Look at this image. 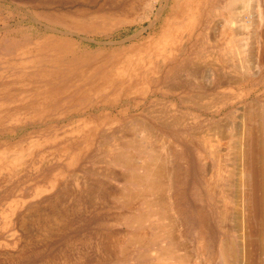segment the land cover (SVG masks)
<instances>
[{"label": "rangeland", "instance_id": "obj_1", "mask_svg": "<svg viewBox=\"0 0 264 264\" xmlns=\"http://www.w3.org/2000/svg\"><path fill=\"white\" fill-rule=\"evenodd\" d=\"M185 1L0 0V264H264V0Z\"/></svg>", "mask_w": 264, "mask_h": 264}, {"label": "bare ground", "instance_id": "obj_2", "mask_svg": "<svg viewBox=\"0 0 264 264\" xmlns=\"http://www.w3.org/2000/svg\"><path fill=\"white\" fill-rule=\"evenodd\" d=\"M171 1H173V0H170V2H171ZM176 1H177V0H175V2H176ZM178 1H179V0H178ZM181 1H182V0H181ZM195 1H196V0H195ZM206 1H207V0H206ZM213 1H214V0H213ZM227 1H228V0H227ZM243 1H244V0H243ZM248 1H249L248 3H251L250 0H248ZM175 2H174V4H175ZM184 2L186 3L187 1L184 0ZM198 2H199V1H198ZM229 2H230V1H229ZM232 2H233V1H232ZM165 3H166V2H165ZM185 3H184V4H185ZM189 3H190V2H189ZM191 3H193V2H191ZM180 4H182V3H180ZM216 4H217V3H216ZM231 4H232V3H231ZM166 5H167V4H166ZM178 5H179V4H178ZM182 5H183V4H182ZM195 5H196V4H195ZM224 5H226V4H224ZM169 6H170V5H169ZM226 6H227V5H226ZM229 6H231V5H229ZM233 6H234V5H233ZM233 6H232V7H233ZM239 6H240V5H239ZM243 6H244V5H243ZM162 7H165V5H163ZM179 7H180V5H179ZM187 7H188V6H187ZM211 7H212V6H211ZM215 7H216V6H215ZM219 7H220V6H219ZM219 7H218L217 9H219ZM241 7H242V6H241ZM246 7H247V6H246ZM183 8H184V7H183ZM196 8H197V7H196ZM203 8H204V6H203ZM207 8H208V7H207ZM161 9H162V8H161ZM168 9H169V8H168ZM185 9H186V8H185ZM185 9H184V10H185ZM193 9H194V8H193ZM201 9H202V8H201ZM214 9H215V8H214ZM217 9H216L215 11H217ZM229 9H230V8H229ZM246 9H247V8H246ZM171 10H172V9H171ZM178 10H179V8H178ZM181 10H182V9H181ZM188 10H189V9H188ZM194 10H195V9H194ZM199 10H200V9H199ZM219 10H220V9H219ZM225 10H226V9H225ZM225 10H224V11H225ZM237 10H238V9H237ZM175 11H176V10H175ZM200 11H201V10H200ZM221 11H222V9H221ZM228 11H229V10H228ZM131 12H132V11H131ZM186 12H187V11H186ZM190 12H191V11L189 10L188 13L190 14ZM197 12H198V11H197ZM213 12H214V11H213ZM172 13H173V12H172ZM178 13H179V12H178ZM183 13H184V12H183ZM188 13H187V14L184 13V14L188 15ZM207 13H208V11H207ZM207 13H206V14H207ZM231 13H232V11H231ZM246 13H247V12H246ZM158 14H160V13H158ZM170 14H171V12H170ZM196 14H199V13H196ZM216 14H217V13H216ZM218 14H219V13H218ZM247 14H248V13H247ZM199 15H200V14H199ZM201 15H202V14H201ZM226 15H228V14H226ZM231 15H232V14H231ZM231 15H230V16H231ZM233 15H234V14H233ZM250 15H251V14H250ZM173 16H174V15H173ZM183 16H184V15H183ZM194 16H195V15H194ZM194 16H193V17H194ZM222 16H223V15H222ZM155 17H156V15H155ZM155 17H154V18H155ZM166 17H167V16H166ZM196 17L199 18V16H196ZM201 17H202V16H201ZM223 17H224V16H223ZM226 17H227V16H226ZM154 18H153V19H154ZM157 18H158V17H157ZM171 18H172V17H171ZM178 18H179V17H178ZM180 18H181V17H180ZM183 18H184V17H183ZM191 18H192V16H191ZM198 18H196V19H198ZM212 18H213V17H212ZM230 18H231V17H230ZM232 18H233V16H232ZM189 19H190V17H189ZM193 19H195V18H193ZM196 19H195V20H196ZM200 19H201V18H200ZM202 19H203V18H202ZM248 19H249V18H248ZM168 20H170L169 22H171V19H170V18H169ZM168 20H167V21H168ZM174 20H175V19H174ZM174 20H173V21H174ZM195 20H194V21H195ZM218 20H219V19H218ZM221 20H222V19H221ZM223 20H224V19H223ZM234 20H235V18H234ZM237 20H238V19H236V21H237ZM155 21H156V19H154V22H155ZM175 21H176V20H175ZM184 21H185V20H184ZM187 21H189V20H187ZM200 21H201V20H200ZM215 21H217V20H215ZM229 21H230V20H229ZM154 22H151V23H150L151 26H153L152 24H153ZM162 23H163V22H162ZM175 23H176V22H175ZM185 23H186V22H185ZM185 23H184V24H185ZM192 23L194 24V22H192ZM195 23H196V22H195ZM207 23H208V22H207ZM212 23H213V22H212ZM150 24H149V26H150ZM169 24H172V23H169ZM169 24H167V25H169ZM173 24H174V23H173ZM177 24H178V23H177ZM184 24H183V25H184ZM199 24H200V23H199ZM220 24H221V23H220ZM220 24H219V25H220ZM228 24H229V23H228ZM231 24H232V23H231ZM234 24H235V23H234ZM167 25H166V26H167ZM189 25H191V23H190ZM161 26H162V25H161ZM169 26H170V25H169ZM184 26H185V25H184ZM201 26H202V25H201ZM210 26H211V24H210ZM234 26H235V25H234ZM234 26L232 25V27H234ZM236 26H237V25H236ZM239 26H241V25H239ZM242 26H243V25H242ZM180 27H181V26H180ZM180 27H179V28H180ZM182 27H183V26H182ZM199 27H200V26H199ZM199 27H197V28H199ZM162 28H163V27H162ZM164 28H166V27H164ZM177 28H178V27H177ZM185 28H186V27H185ZM185 28H184V29H185ZM225 28H226V27H225ZM170 29H171V27H170ZM160 30H161V29H160ZM194 30H195V28H194ZM212 30H213V29H212ZM232 30H233V29H232ZM241 30H242V29H241ZM166 31H167V29H166ZM179 31H180V29H179ZM187 31H188V30H187ZM201 31H202V30H201ZM203 31H204L203 33L206 32L205 30H203ZM226 31H228V30L226 29ZM229 31H230V30H229ZM235 31H236V33H237V34H236L237 36L241 34V32H239L238 30L235 29ZM174 32H175V31H174ZM194 32H195V31H194ZM207 32H208V31H207ZM207 32H206V33H207ZM171 33H172V32H171ZM171 33H170V35H171ZM222 33H223V32H222ZM227 33H228V32H227ZM167 34H168V33H167ZM174 34H175V33H174ZM179 34H181V33H179ZM179 34H176V35H179ZM216 34H217V33H216ZM231 34H232V33H231ZM159 35H160V34H159ZM181 35H182V34H181ZM183 35H184V34H183ZM208 35H209V33H208ZM213 35H214V33H213ZM213 35H212V36H213ZM236 35H235V37H237ZM204 36H205V35H204ZM232 36H233V35H232ZM152 37H153V36H152ZM157 37H158V36H156L155 38H157ZM166 37H167V36H166ZM219 37H220V36H219ZM238 37H239V36H238ZM161 38H162V37H161ZM184 38H185V37H184ZM188 38H189V37H188ZM198 38H199V37H198ZM198 38H197V39H198ZM205 38H206V37H205ZM227 38H228V37H227ZM239 38H240V37H239ZM159 39H160V38H159ZM167 39H168V37H167ZM167 39H166V40H167ZM182 39H183V38H182ZM182 39H181V40H182ZM197 39H196V40H197ZM232 39H233V38H232ZM237 39H238V38H237ZM145 40H146V39H145ZM145 40H144V43L146 42ZM156 40H157V39H156ZM185 40H186V39H185ZM199 40H200V39H199ZM214 40H215V39H214ZM220 40H221V39H220ZM239 40H240V39H239ZM151 41H152V38H151ZM154 41H155V40H154ZM217 41H219V40H217ZM222 41H223V40H222ZM156 42H157V41H156ZM166 42H167V41H166ZM184 42H185V41H184ZM187 42H188V40H187ZM219 42H220V41H219ZM228 42H229V41H228ZM151 43H154V42H151ZM191 43H192V42H191ZM194 43H195V42H194ZM210 43H211V42H210ZM217 43H218V42H217ZM232 43H233V42H232ZM235 43H236V42H235ZM237 43H238V42H237ZM149 44H150V43H149ZM198 44H200V43H198ZM218 44H219V43H218ZM218 44H217V45H218ZM227 44H228V43H227ZM143 45H144V44H143ZM147 45H148V44H147ZM150 45H151V44H150ZM150 45H149V47H150ZM162 45H163V44H162ZM164 45H165V43H164ZM170 45H171V44H170ZM181 45H182V44H181ZM183 45H184V47H185V44H183ZM188 45H189V44H188ZM195 45H196V44H195ZM228 45H229V44H228ZM238 45H239V44H238ZM145 46H146V45H145ZM154 46H156V45H154ZM160 46H161V45H160ZM160 46H159V47H160ZM191 46H192V45H191ZM210 46H211V45H210ZM215 46H216V45H215ZM140 47H141V46H140ZM146 47H147V46H146ZM156 47H157V46H156ZM161 47H162V46H161ZM170 47H171V46H170ZM176 47H177V46H176ZM195 47H196V46H195ZM200 47H201V45H200ZM232 47H233V46H232ZM236 47L238 48V46H236ZM171 48H172V47H171ZM192 48H193V47H192ZM203 48H204V47H203ZM237 48H236V49H237ZM148 49H149V48H148ZM159 49H160V48H159ZM159 49H158V50H159ZM166 49H167V48H166ZM186 49H187V48H186ZM190 49H191V47H190ZM149 50H150V49H149ZM169 50H170V49H169ZM200 50H201V49H200ZM230 50H231V49H230ZM135 51H136V50H135ZM135 51H133V52H135ZM137 51H138V50H137ZM137 51H136V52H137ZM172 51H173V50H172ZM189 51H190V50H189ZM192 51H193V50H192ZM196 51H198V50H196ZM240 51H241V50H240ZM136 52H135V53H136ZM148 52H149V51H148ZM150 52H151V51H150ZM150 52H149V53H150ZM173 52H174V51H173ZM234 52H235V51H234ZM144 53H145V51H144ZM161 53H162V52H161ZM187 53H188V52H187ZM182 54H183V53H182ZM185 54H186V53H185ZM188 54H189V53H188ZM230 54H231V53H230ZM237 54H238V53H237ZM132 55H133V54H132ZM134 55H135V54H134ZM136 55H137V54H136ZM140 55H141V54H140ZM142 55H143V54H142ZM142 55H141V56H142ZM147 55H148V54H147ZM147 55H146V56H147ZM130 56H131V55H130ZM183 56H184V55H183ZM183 56H182V57H183ZM231 56H232V55H231ZM134 57H136V56H134ZM171 57H172V56H171ZM197 57H198V56H197ZM233 57H234V56H233ZM142 58H143V56H142ZM149 58H150V57H149ZM151 58H152V57H151ZM235 58H237V56H236ZM125 59H126V58H125ZM178 59H179V58H178ZM178 59H177V60H178ZM129 60H130V59H129ZM131 60H132V59H131ZM137 60H138V59H137ZM145 60H146V59H145ZM147 60H148V58H147ZM150 60H151V59H150ZM127 61H128V60H127ZM138 61H139V60H138ZM179 61H180V60H179ZM129 62H131V61H129ZM153 62H154V61H153ZM158 62H159V60H158ZM192 62H193V61H192ZM126 63H127V62H126ZM126 63H125L124 65L128 66ZM136 63H138V62H136ZM160 63H161V62H159V66H160ZM182 63H183V62H182ZM132 64H133V63H132ZM132 64H131V65H132ZM138 64H139V63H138ZM201 64H202V63H201ZM129 65H130V64H129ZM131 65H130V66H131ZM145 65H146V64H145ZM121 66H122V65H121ZM126 66H125V67H126ZM172 66H173V65H172ZM143 67H144V66H143ZM150 67H151V66H150ZM150 67H149V68H150ZM162 67H163V65H162ZM129 68H130V67H128V70H129ZM168 68H169V67H168ZM177 68H178V67H177ZM142 69H143V68H142ZM161 69H162V68H161ZM164 69H165V68H164ZM212 69H213V68H212ZM216 69H218V68H216ZM220 69H221V68H220ZM222 69H223V68H222ZM241 69H242V67H241ZM122 70H123V69H122ZM177 70H178V69H177ZM177 70H176V71H177ZM186 70H187V69H186ZM238 70H239V69H238ZM116 71H117V70H116ZM116 71H115V72H116ZM118 71H119V70H118ZM137 71H138V70H137ZM152 71H153V70H152ZM184 71H185V70H184ZM193 71H194V70H193ZM195 71H196V70H195ZM115 72H114V73H115ZM138 72H139V71H138ZM138 72H137V73H138ZM141 72H142V71H141ZM146 72H147V71H146ZM204 72H205V71H204ZM223 72H224V71H223ZM227 72H228V71H227ZM229 72H230V70H229ZM229 72H228V73H229ZM236 72H237V71H236ZM126 73H128V72H126ZM139 73H140V72H139ZM187 73H188V72H187ZM193 73H194V72H193ZM219 73H220V72H219ZM230 73H231V72H230ZM118 74H119V73H118ZM130 74H131V73H130ZM130 74H129L128 76H130ZM182 74H184V73H182ZM202 74H203V73H202ZM119 75H120V74H119ZM119 75H118V76H119ZM143 75H144V73H143ZM147 75H148V74H146V76H147ZM190 75H191V74H190ZM221 75H222V74H221ZM223 75H224V74H223ZM226 75H227V74H226ZM228 75H230V74H228ZM233 75H235V74H233ZM122 76H123V75H122ZM227 77H228V76H227ZM230 77H232V76H230ZM118 78H119V77H118ZM131 78H132V77H131ZM136 78H137V77H136ZM155 78H156V76H155ZM168 78H169V77H168ZM178 78H179V77H178ZM180 78H181V77H180ZM233 78H234V77H233ZM126 79H128V78H126ZM133 79H134V78H133ZM211 79H212V77H211ZM228 79H230V78H228ZM234 79H236V78H234ZM151 80H152V79H151ZM170 80H171V79H170ZM203 80H204V79H203ZM187 81H189V80H187ZM204 81H205V80H204ZM216 81H217V80H216ZM223 81L228 82L227 80H222L221 83H222ZM107 82H110V81L107 80ZM189 82H190V81H189ZM238 82H239V80H238ZM194 83H195V82H194ZM170 84H171V83H170ZM201 84H202V83H201ZM168 85H169V84H168ZM188 85H189V83H188ZM210 85H211V84H210ZM227 85H228V83H227ZM171 86H172V90H173V85H171ZM202 86H203V85H202ZM222 86H225V85L222 84ZM229 86H230V85H229ZM177 87H178V86H177ZM194 87H195V86H194ZM230 87H231V86H230ZM166 88H167V87H166ZM198 88H199V87H198ZM198 88H197V89H198ZM222 88H223V87H222ZM222 88H220V91L222 90ZM164 89H165V88H164ZM178 89H179V88H178ZM186 89H187V88H186ZM212 89H213V88H212ZM215 89L217 90V88H215ZM224 89H225V88H224ZM224 89H223V90H224ZM175 90H176V89H175ZM192 90L194 91V89H192ZM202 90H203V88H202ZM223 90H222V91H223ZM167 91H168V90H167ZM205 91H207V90H205ZM212 91H213V90H212ZM172 92H173V91H172ZM217 92H219V91H217ZM207 93H208V92H207ZM136 104H137V103H136ZM207 109H208V108H207ZM148 112H149V111H148ZM160 112H161V111H160ZM177 115H178V114H177ZM152 116H153V115H152ZM152 116H151V117H152ZM154 116H155V115H154ZM170 117H171V115H170ZM182 117H183V116H182ZM176 118H178V117H176ZM178 119H180V118H178ZM152 120H153V119H152ZM168 120H169V119H168ZM180 120H181V119H180ZM149 121H150V120H149ZM164 121H165V120H164ZM164 121L162 122V120H160V122H162V124L165 123ZM152 122H153V121H152ZM156 122H157V120H156ZM176 122H177V121H176ZM250 122H251V121H250ZM168 123H170V122H168ZM174 123H175V122H174ZM174 123H173V124H174ZM216 123H217V122H216ZM143 124H144V123H143ZM152 124H153V123H152ZM162 124H161V125H162ZM214 124H215V123H214ZM217 124H218V123H217ZM158 125H159V124H158ZM176 125H177V124H176ZM219 126H220V125H219ZM160 127H162V126H160ZM164 127H165V126H164ZM176 127H177V126H176ZM213 127H214V126H213ZM167 128H168V127H167ZM169 128H170V125H169ZM171 128H172V127H171ZM210 129H211V128H210ZM161 130H162V129H161ZM216 130H217V129H216ZM164 132H165V131H164ZM215 132H216V131H215ZM133 133H134V132H133ZM224 134H225L224 126H222V127H221V130H220V129L217 130V136H219V137H221V138H224V136H225ZM248 135H249V134H248ZM175 136H176V135H175ZM212 136H213V135H212ZM173 138H174V137H173ZM181 138H182V137H181ZM204 138H206V137H204ZM204 138H203V139H204ZM216 138H217V137H216ZM225 138H226V137H225ZM225 138H224V139H225ZM116 139H117V138H116ZM143 139H144V138H143ZM177 139H179V138L177 137ZM219 139H220V138H219ZM250 139H251V138H250ZM182 140H183V138H182ZM216 140H217V139H216ZM132 141H133V140H132ZM202 141H203V140H202ZM204 141H205V140H204ZM178 142H180V140H179ZM183 142H184V141H183ZM187 142H188V141H187ZM132 143H133V142H132ZM207 143H208V142H207ZM209 143H210V142H209ZM216 143L218 144V142H216ZM130 144H131V143H130ZM203 144H204V143H203ZM250 144H251V143H250ZM253 145H254V144H253ZM134 146H135V145H134ZM141 146H142V145H141ZM138 147H139V146H138ZM144 147H145V146H144ZM135 148H136V147H135ZM196 150H197V149H196ZM138 151H139V149H138ZM214 151H215V150H214ZM217 151H219V150L217 149ZM148 152H149V150H148ZM10 153L12 154V152H10ZM13 153H14V152H13ZM155 153H156V151H155ZM155 153L153 154L154 156H155ZM220 153H221V152H220ZM119 154H120V153H119ZM194 154H196V153H194ZM15 155H16V154H15ZM157 155H158V154H157ZM160 155H161V154H160ZM199 155H200V154H199ZM214 155H215V154H214ZM214 155H213V157H214ZM242 155H243V154H242ZM7 156H9V155L7 154ZM10 156H11V155H10ZM158 156H159V155H158ZM19 157H20V156H19ZM117 157H118V155H117ZM119 157H120V156H119ZM128 157H129V156H128ZM150 157H151V156H150ZM152 157H153V156H152ZM196 157H197V155H196ZM219 157H220V156H219ZM239 157H240V156H239ZM3 158H4V156H3ZM9 158H11V157H9ZM14 158L16 159V157H14ZM20 158H21V157H20ZM20 158H19V159H20ZM153 158H154V157H153ZM155 158H156V156H155ZM164 158H165V157H164ZM17 159H18V157H17ZM8 160H9V159H8ZM114 160H115V159H114ZM128 160H129V159H128ZM139 160H140V159H139ZM154 160H156V159H154ZM154 160H152V162H155ZM161 160H162V159H161ZM257 160H258V159H257ZM13 161H15V160H13ZM148 161H149V160H148ZM162 161H163V160H162ZM15 162H17V161H15ZM129 162H130V161H129ZM152 162H151V163H152ZM156 162H159V160H157ZM160 162H161V161H160ZM217 162H218V161H217ZM253 162H254V161H253ZM3 163H5V162H3ZM6 163H7V162H6ZM121 163H122V162H121ZM123 163H124V162H123ZM149 163H150V161H149ZM151 163H150V164H151ZM219 163H220V162H219ZM128 164H129V163H128ZM161 164H162V162H161ZM163 164H164V163H163ZM7 165H8V164H7ZM12 165H13V164H12ZM123 165H124V164H123ZM153 165H154V164H153ZM153 165H152V167H153ZM246 165H247V164H246ZM140 166H141V165H140ZM143 166H144V165H143ZM145 166H147V165H145ZM164 166H165V165H164ZM243 166H244V164H243ZM141 168H142V167H141ZM141 168H140V169H141ZM154 168H155V167H154ZM249 168H250V167H249ZM168 169H169V168H168ZM239 169H240V168H239ZM147 170H148V169H147ZM147 170H146V171H147ZM160 170L162 171L163 169H160ZM160 170H159V168H156V169L151 170V171L149 172V173H150L149 176L151 177V182L153 181V186H154V187L157 186V182L160 181V177H159V176H160V173H159ZM165 170H166V169H165ZM165 170H164V171H165ZM207 170H208V169H207ZM147 172H148V171H147ZM217 172H218V171H217ZM241 172H242V171H241ZM243 173H244V171H243ZM161 174H162V173H161ZM203 175H204V174H203ZM136 177H137V176H136ZM130 178H131V177H130ZM130 178H129V179H130ZM133 178H134V177H133ZM140 178H141V177H140ZM148 178H149V177H148ZM158 178H159V181H158ZM134 179H135V178H134ZM166 179H167V178H166ZM241 179H242V176H241ZM124 180H125V179H124ZM136 180H137V179H136ZM132 181H133V180H132ZM134 181H135V180H134ZM143 183H144V182H143ZM239 183L241 184V180H239ZM135 184H136V183H135ZM149 184H150V183H149ZM151 184H152V183H151ZM162 184H163V183H162ZM165 184H166V183H165ZM240 184H239V185H240ZM151 186H152V185H151ZM159 186H160V185H159ZM162 186H164V185H162ZM162 186H161V187H162ZM147 187H148V186H147ZM152 188H153V187H152ZM162 188H163V187H162ZM165 189H166V188H164V190H165ZM149 190H150V189H149ZM156 190H157V189H156ZM164 190H162V191H164ZM144 191H145V190H144ZM148 192H150V191H148ZM164 192L166 193V191H164ZM135 194H136V193H135ZM135 194H134V195H135ZM138 195H139V194H138ZM156 195H159V194H156ZM140 196H141V195H140ZM163 196H164V195H163ZM156 197H157V196H156ZM137 198H138V197H137ZM146 198H147V197H146ZM138 199H139V198H138ZM144 199H145V198H144ZM148 199H149V198H148ZM158 199H159V198H158ZM150 200H151V199H150ZM164 200H166V199H164ZM138 201H139V200H138ZM148 201H149V200H148ZM142 202H143V201H142ZM157 202H158V201H157ZM143 203H144V202H143ZM145 203H146V202H145ZM153 203H154V202H153ZM151 204H152V202H151ZM161 204H162V203H161ZM125 205H126V204H125ZM145 205H146V204H145ZM145 205H144V206H145ZM154 205H155V204H154ZM162 205H163V204H162ZM126 206H127V205H126ZM155 206H156V205H155ZM160 206H161V205H160ZM127 207H128V206H127ZM166 207L168 208V206H166ZM146 208H147V207H146ZM152 209L154 210V208H152ZM157 209H158V211H159L161 208H160V209L157 208ZM155 210H156V208H155ZM162 210H163V209H162ZM155 212H156V211H155ZM160 212H161V210H160ZM160 212H159V214H160ZM165 213H167V212H165ZM165 213H164V214H165ZM157 215H158V214H157ZM160 215H161V214H160ZM144 216H145V215H144ZM146 216H147V215H146ZM150 216H151V215H150ZM135 217H136V216H135ZM159 217H160V216H159ZM163 217H164V215H163ZM140 218H141V216H140ZM124 219H125V218H124ZM136 221H137V220H136ZM130 222H131V221H130ZM130 222H129V223H130ZM134 223H135V221H134ZM137 224H139V223H137ZM141 224H142V223H141ZM170 224H171V223H170ZM162 225H163V224H162ZM157 226H158V225H157ZM158 227H159V226H158ZM161 227H163V226H160V228H161ZM160 228H157V229H160ZM165 228H166V227H165ZM168 228H169V227H168ZM161 229H162V228H161ZM163 229H164V228H163ZM163 229H162V230H163ZM165 230H166V229H165ZM165 230H164V231H165ZM159 231H160V230H159ZM160 232H161V231H160ZM162 232H163V231H162ZM166 232H167V230H166L164 233H166ZM166 234H167V233H166ZM170 234H171V233H170ZM172 234H173V233H172ZM169 237H170V236H169ZM138 238H140V237H138ZM166 238H167V237H166ZM137 240H138V239H137ZM157 240H158V239H157ZM134 241H135V240H134ZM140 242H141V241H140ZM175 244H177V243H175ZM172 245H173V244H172ZM173 246H174V245H173ZM177 246H178V245H177ZM171 247H172V246H171ZM169 248H170V247H169ZM166 249H167V248H166ZM171 249H172V248H171ZM163 250H164V249H163ZM170 251H171V250H170ZM164 252H165V251H164ZM164 252H162V253L164 254V256H166V254H165ZM245 252H246V251H245ZM246 253H247V252H246ZM167 254H169V252H168ZM161 255H162V254H161ZM157 256L159 257V255H157ZM246 256H247V254H246ZM153 257H154V256H153ZM171 257H172V255H171ZM248 257H249V255L247 256L246 264H255V263H256L255 261L250 260Z\"/></svg>", "mask_w": 264, "mask_h": 264}]
</instances>
